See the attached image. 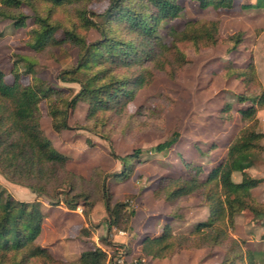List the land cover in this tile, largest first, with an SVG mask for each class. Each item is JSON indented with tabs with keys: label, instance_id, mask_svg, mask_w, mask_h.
<instances>
[{
	"label": "trees",
	"instance_id": "obj_1",
	"mask_svg": "<svg viewBox=\"0 0 264 264\" xmlns=\"http://www.w3.org/2000/svg\"><path fill=\"white\" fill-rule=\"evenodd\" d=\"M86 2L0 0V17L10 19L15 26L27 25L28 15L22 10L23 6L33 11L35 26L28 45L36 52L66 46L78 47L80 51L77 63L59 74L62 82L79 86L76 92L54 86L32 73L33 58L23 57L28 63L26 72L32 73L28 84L21 80L18 61L13 63V81L6 79L0 67V173L37 195L55 198L57 205L64 201L68 208L76 209L82 200L87 219L93 208L103 202L108 212L109 229L116 226L130 230L135 211L129 210L123 201L112 204L113 191L106 183L108 174L102 169L94 167L87 180L95 189H76L75 180L85 178L68 168L71 157L59 151L47 137L41 123L42 103H47L52 128L58 133L72 128L68 121L69 111L79 102L87 104L85 128L110 141L116 132L115 120L127 115V107L141 89L160 74L173 80L184 76L191 64L187 46L193 53H200L223 43L227 51H233L243 43V31L224 37L220 33L219 20H190L183 30L166 26L169 36L166 41L159 34L160 27L181 16L183 6L179 0H110L105 11L100 13L89 12L84 5ZM198 2L203 8L230 9L236 0ZM241 6L261 8L264 0ZM64 10L74 13L69 21L58 16ZM91 30L99 34L92 41L88 38ZM215 73L225 79L235 78L243 85V90L235 93L237 102L249 103L238 108L243 127L229 144L227 156L208 171L205 179L200 178L202 166L187 162L189 176L164 175L153 191L156 200L170 204L173 218H185L183 203L191 197L201 198L209 208V217L185 233H174L172 227L166 225L160 235L147 236L143 240L142 253L169 257L183 249L220 246L225 256L219 264H261L252 251L245 249V241L236 238L232 230L236 215L243 211L251 212L255 222L264 216V201L252 193L264 178L253 176L248 170L264 153V131L258 129L259 112L264 109V84L253 56L244 66L231 62ZM169 105L172 106L173 101L169 100ZM233 107L229 101L219 110L223 123L232 119ZM129 130L126 127L122 133ZM179 136L178 131H173L154 150H169ZM139 153L140 150H135L120 156L111 151V155L123 164ZM234 172L241 174L240 181L233 180ZM64 184L70 186V198L61 199L56 189ZM0 188V264L14 254L23 255L19 264L32 258L59 262L60 258L38 242L45 218L42 200H22L5 187ZM85 232L88 233L86 228ZM75 261L67 264H108L107 254L99 246L85 250Z\"/></svg>",
	"mask_w": 264,
	"mask_h": 264
},
{
	"label": "rangeland",
	"instance_id": "obj_2",
	"mask_svg": "<svg viewBox=\"0 0 264 264\" xmlns=\"http://www.w3.org/2000/svg\"><path fill=\"white\" fill-rule=\"evenodd\" d=\"M109 1L87 0L84 5L89 12L100 13L105 11ZM179 2L183 6L181 16L163 23L160 27L159 34L164 40H169L165 28L168 25L174 26L177 30H183L190 20H219L222 36L227 37L238 31H243V43L233 51H227V45L219 43L200 53H193L190 50L191 47L187 46L191 64L186 69L184 76L173 80L165 74H160L149 86L141 89L134 101L127 107V115L115 120L116 132L110 141L85 128L88 105L83 102H79L74 109L69 111L68 121L72 128L64 135H60L64 138L63 140H66L64 143L69 153L96 154L98 160L94 164L83 163L82 167L78 161L72 163L73 168L81 169L82 172L78 174L85 178V180H75L76 189H95L87 180L92 176L94 167H98L108 174L106 183L110 187L113 185L116 191V198H113L112 204L119 200L127 202L133 199L139 218L144 216L147 211L158 212L162 209V204L158 205L154 201L151 191L159 182L161 174L186 176L187 172L189 174L187 162L202 166V159L207 158L212 147L230 143L243 127L241 116L238 114L240 105L236 108L233 107L232 119L226 123H223L218 115L223 105L226 102H231L235 93L241 90L243 85L235 78L225 79L215 72L231 62L244 66L253 56L254 61L257 57L258 63H255L258 75L264 84V7L243 8L241 6L243 3H254L256 0H236L234 7L230 9L214 6L203 8L198 0H179ZM22 10L28 15L26 26H15L10 19L0 17V67L5 71L6 79L14 80L13 63L18 61V70L24 84L30 83L31 74L34 73L45 78L54 86L76 92L79 86L75 83L62 82L59 74L77 63L79 48L66 46L48 49L42 53L36 52L28 45L31 30L35 26L34 13L26 5L22 7ZM70 11L73 10L70 9ZM58 16L60 19L69 21L74 13L71 14L64 10L63 14ZM57 35L60 36L59 33ZM98 36L96 30H91L88 38L92 41ZM23 57L35 60L32 73L26 72L28 63ZM169 100L173 101L172 106L169 105ZM42 109L41 123L47 137L54 142L58 141L61 145L60 140L62 139H59V135L52 128L51 117L47 113L45 101L42 103ZM259 120L258 129L264 131V111L260 112ZM126 127L130 130L124 134L122 131ZM173 131L180 133L177 142L167 151L159 153L154 150L157 144L168 139ZM112 150L120 156L135 150H140V153L123 164L120 159L111 155ZM253 169L258 170L255 172L257 176L264 178V153ZM6 179L0 173V186L4 187L3 183ZM127 179L132 180L133 183L128 182L131 186L125 184ZM130 187L134 191L138 190V193H128ZM68 190H70V186L66 184L56 189L61 199L70 198ZM254 193L257 199L264 200V182L254 189ZM20 198L29 200V196L22 195ZM36 198L50 205L58 203L55 198L41 193H38ZM195 202H197L196 198L191 207H196L197 203ZM60 204L67 206L64 201H61ZM98 204L101 210L97 213V221H90V225L95 227L104 225L103 247L110 248L111 243L107 240L108 212L103 202ZM79 205L82 206L84 213L85 206L82 200ZM43 208L47 210L46 207ZM131 208L133 207H128L129 210ZM186 211L190 210L187 208ZM78 219L80 220L79 216H77ZM246 220L243 218L242 222ZM82 232L87 234L85 228L82 229ZM73 233V230L70 231V234ZM121 239V237H116L118 241ZM55 255L60 257L59 254ZM22 256L21 254L8 255L4 264H19ZM58 261L52 263L42 258H32L24 264L76 262L75 259Z\"/></svg>",
	"mask_w": 264,
	"mask_h": 264
},
{
	"label": "crops",
	"instance_id": "obj_3",
	"mask_svg": "<svg viewBox=\"0 0 264 264\" xmlns=\"http://www.w3.org/2000/svg\"><path fill=\"white\" fill-rule=\"evenodd\" d=\"M257 61L258 60L256 57L255 62L258 63ZM242 90L243 87L238 92H241ZM231 102L233 103V106L235 108L239 105V108L249 105V103L237 102L235 96L234 99L231 100ZM261 111H264V109ZM238 114H240L239 111ZM68 130L69 129H66L61 133L56 132L59 135V139H62L60 140L61 145L58 143V141H52L55 143L59 151L71 157V160L68 163V168L74 172L79 173L82 172L81 169L79 167L77 169L73 168V162L78 161L81 166L83 163H97L98 160L96 158V154L93 155L90 153L83 155L75 152L69 153L68 148L64 143L66 142V140H63L64 138L60 136L64 135V133ZM230 143H227L225 145L221 144L220 147H212V150L207 155V158L202 159L203 161L201 165L203 168V172L202 176H200L201 179H205L207 177L208 171L224 160V158L227 156L228 146ZM220 153H222V155H220ZM256 165L257 164L252 165L248 170L250 171V173H252L253 176L261 177L257 176V174L255 173L258 172V170L255 171L256 169H253ZM164 175L166 174H161L160 178ZM187 175H189L188 172ZM233 180L236 182L240 181L241 174L239 172H234ZM128 182H132V180H125V184L131 186V184H128ZM3 185L16 198L21 199L20 197L22 195L29 196V200L31 201L36 199L37 197V194L31 191L29 188L11 182L7 179L4 180ZM157 185L158 183L156 184V186H154V188H152V193ZM111 188L113 191V198H116V191L113 188V185L111 186ZM255 188H253L252 193L256 197L254 193ZM127 192L138 193V190L134 191L133 188L130 187L129 191ZM195 198L197 199V202H195L197 203L196 207H191L193 206ZM154 201H156L158 205L162 204V209L158 212L147 211L141 218H139V213L138 211H136V204L134 203V200L132 199L127 201V208L131 206L133 207L131 208V210L135 211V215L131 219L132 228L130 230H126L113 226L108 230L109 232H107V240L110 243L119 242L127 244L129 246L131 255L133 257L144 258L146 264H219L223 260L225 256V250L220 246H216L213 248L203 247L196 249H183L181 251H175L169 257H152L144 255L142 253V243L147 236L160 235L166 225H170L174 233L190 232L194 229L197 223L206 221L209 217V208L207 205H204L202 203V200L199 197H191L188 201H185L183 203L185 212L184 219H176L171 217L170 212L172 208L166 201L156 200L155 198ZM116 202L118 201H115L114 203ZM43 207H46L47 210H45ZM187 208L190 211H186ZM57 209L59 210L56 211ZM42 210L45 213V218L42 225V232L38 238V242L42 246L47 247L54 255L59 254L60 257L55 255L57 258L77 259L85 250L94 248L95 246L103 247L102 235L105 231L104 225H101L99 227L90 225V221H97V213L101 210L99 204H97L93 208L89 215V219L85 217L83 211H80L77 208L70 209L62 204L50 205L43 203ZM77 216L80 217V220H77ZM243 218L247 220L245 222H242ZM137 221L139 222L137 223ZM84 228L87 229V234H84L82 232V229ZM72 230L74 231V233L70 234V231ZM232 233L236 238L244 240L245 249L252 251L255 254L256 260L259 263L263 262L264 264V216L259 221L255 222L253 220L252 213L249 211H243L237 214L235 217V224ZM71 236L72 239H70ZM116 237H121L122 239L118 241L116 240ZM76 249H78V251H76Z\"/></svg>",
	"mask_w": 264,
	"mask_h": 264
},
{
	"label": "built area",
	"instance_id": "obj_4",
	"mask_svg": "<svg viewBox=\"0 0 264 264\" xmlns=\"http://www.w3.org/2000/svg\"><path fill=\"white\" fill-rule=\"evenodd\" d=\"M77 209L83 211L81 205L77 206ZM99 247L106 252L108 264H146L144 258L133 257L125 243L111 242L110 248Z\"/></svg>",
	"mask_w": 264,
	"mask_h": 264
}]
</instances>
